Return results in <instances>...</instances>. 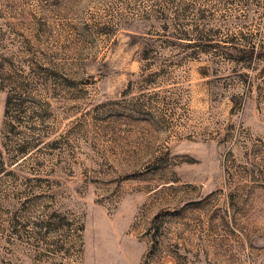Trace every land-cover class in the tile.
<instances>
[{"label":"rangeland","instance_id":"obj_1","mask_svg":"<svg viewBox=\"0 0 264 264\" xmlns=\"http://www.w3.org/2000/svg\"><path fill=\"white\" fill-rule=\"evenodd\" d=\"M0 264H264V0H0Z\"/></svg>","mask_w":264,"mask_h":264}]
</instances>
